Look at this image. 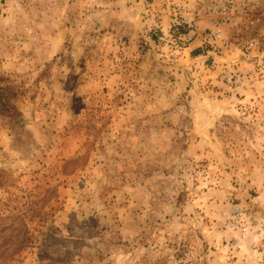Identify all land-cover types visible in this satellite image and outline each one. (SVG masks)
<instances>
[{
	"label": "rangeland",
	"instance_id": "rangeland-1",
	"mask_svg": "<svg viewBox=\"0 0 264 264\" xmlns=\"http://www.w3.org/2000/svg\"><path fill=\"white\" fill-rule=\"evenodd\" d=\"M0 264H264V0H0Z\"/></svg>",
	"mask_w": 264,
	"mask_h": 264
},
{
	"label": "built area",
	"instance_id": "built-area-1",
	"mask_svg": "<svg viewBox=\"0 0 264 264\" xmlns=\"http://www.w3.org/2000/svg\"><path fill=\"white\" fill-rule=\"evenodd\" d=\"M214 14L221 17V22L217 23L215 30L205 36V41L209 44H214L216 42L223 41L224 26L228 25L230 17L228 16V10L224 9H214ZM179 15V26L186 29V32L181 36L185 41L192 42L199 37L197 30V24L194 19V14L191 10L186 7H181L178 11Z\"/></svg>",
	"mask_w": 264,
	"mask_h": 264
}]
</instances>
